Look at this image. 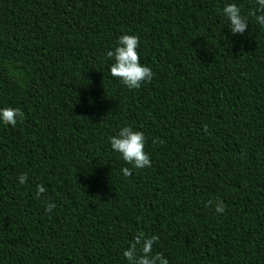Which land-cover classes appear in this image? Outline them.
<instances>
[{"label": "trees", "instance_id": "16d2710c", "mask_svg": "<svg viewBox=\"0 0 264 264\" xmlns=\"http://www.w3.org/2000/svg\"><path fill=\"white\" fill-rule=\"evenodd\" d=\"M226 2L0 0V107L23 113L0 126V264H126L137 233L169 264H264V31L232 36ZM124 33L154 73L135 91L108 75ZM123 124L152 161L127 178L107 144Z\"/></svg>", "mask_w": 264, "mask_h": 264}, {"label": "clouds", "instance_id": "9594fccd", "mask_svg": "<svg viewBox=\"0 0 264 264\" xmlns=\"http://www.w3.org/2000/svg\"><path fill=\"white\" fill-rule=\"evenodd\" d=\"M252 5V10L247 14L243 13L236 0H228L220 9V15L226 25L225 28L229 30L232 36L243 34L246 31L250 16L256 25L264 31V0H252ZM139 47L140 38L138 35L124 33L119 35L114 46L105 52V57L111 61L108 65V75L129 91L139 90L142 85L151 83L154 76L151 67L141 63ZM8 75L19 83L23 73L9 68ZM22 120L23 113L19 108L0 107V126L15 127ZM153 143H157L155 138ZM107 144L109 150L117 155L123 165H126L119 169L123 177H129L134 170L151 168L152 161L145 150V134L135 126L131 124L119 126L114 134L107 138ZM241 158H243V153ZM16 180L19 185L26 184L28 181L27 173H18ZM44 192L45 187L42 184L35 186L37 198ZM208 205H211L215 214L223 215L226 211L224 202L218 197L214 202L209 200L206 206ZM56 207V203L50 199L43 202V209L46 214L52 213ZM158 240L159 237L156 234L137 233L127 242V247L121 249V256L126 264H169L168 258L162 252L154 251V246Z\"/></svg>", "mask_w": 264, "mask_h": 264}]
</instances>
